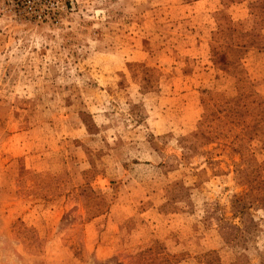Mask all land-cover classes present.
Returning <instances> with one entry per match:
<instances>
[{
	"label": "rangeland",
	"instance_id": "1",
	"mask_svg": "<svg viewBox=\"0 0 264 264\" xmlns=\"http://www.w3.org/2000/svg\"><path fill=\"white\" fill-rule=\"evenodd\" d=\"M0 264H264V0H0Z\"/></svg>",
	"mask_w": 264,
	"mask_h": 264
}]
</instances>
